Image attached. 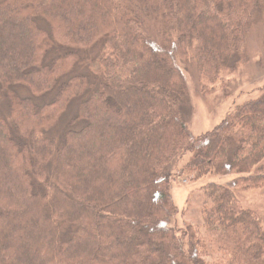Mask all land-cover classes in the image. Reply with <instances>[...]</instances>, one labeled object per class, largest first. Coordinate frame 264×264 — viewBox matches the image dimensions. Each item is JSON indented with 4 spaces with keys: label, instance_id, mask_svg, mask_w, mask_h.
Masks as SVG:
<instances>
[{
    "label": "trees",
    "instance_id": "16d2710c",
    "mask_svg": "<svg viewBox=\"0 0 264 264\" xmlns=\"http://www.w3.org/2000/svg\"><path fill=\"white\" fill-rule=\"evenodd\" d=\"M256 26L264 0H0V264H264L235 194L264 189V88L195 136L186 80L228 95ZM187 154L193 181L235 176L203 187V228L177 224Z\"/></svg>",
    "mask_w": 264,
    "mask_h": 264
},
{
    "label": "rangeland",
    "instance_id": "374dc122",
    "mask_svg": "<svg viewBox=\"0 0 264 264\" xmlns=\"http://www.w3.org/2000/svg\"><path fill=\"white\" fill-rule=\"evenodd\" d=\"M264 29L256 26L248 37L247 61L241 65L235 73H225L222 77L225 89L220 84L215 85L214 90L203 93L197 78L190 73L186 74L189 89V101L191 112L189 114V127L193 135L198 136L213 130L235 108L250 99L259 98L264 88V55H263ZM97 52V51H95ZM58 53L52 54V57ZM83 69H78L77 74H83ZM210 88V87H209ZM24 96L30 95L25 88H19ZM56 95L53 91L41 98H34L38 105L51 102ZM87 96L74 100L59 123L54 135L60 139L69 129L71 119L76 115L78 106ZM0 108L7 109V101L0 93ZM78 123L73 129L82 128ZM55 138V137H54ZM55 138V139H56ZM57 140V139H56ZM191 154L185 155L175 166L172 182L173 201L179 209L177 224L182 227L188 224L198 225L203 228L202 207L205 201L203 187L208 183L227 185L235 176L209 175L200 180L193 181L189 173H178L189 161ZM237 198L242 205L253 211L260 217H264V189L262 190H237Z\"/></svg>",
    "mask_w": 264,
    "mask_h": 264
}]
</instances>
